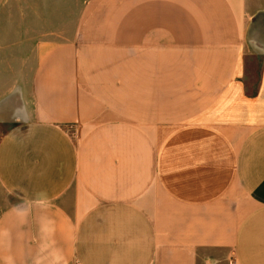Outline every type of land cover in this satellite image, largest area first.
I'll use <instances>...</instances> for the list:
<instances>
[{"label":"crops","instance_id":"obj_1","mask_svg":"<svg viewBox=\"0 0 264 264\" xmlns=\"http://www.w3.org/2000/svg\"><path fill=\"white\" fill-rule=\"evenodd\" d=\"M34 41L0 61V264H264V0H83Z\"/></svg>","mask_w":264,"mask_h":264},{"label":"rangeland","instance_id":"obj_2","mask_svg":"<svg viewBox=\"0 0 264 264\" xmlns=\"http://www.w3.org/2000/svg\"><path fill=\"white\" fill-rule=\"evenodd\" d=\"M82 1L0 0V61L11 51L17 59L34 39L66 38Z\"/></svg>","mask_w":264,"mask_h":264}]
</instances>
